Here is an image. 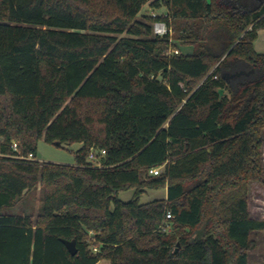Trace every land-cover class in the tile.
Here are the masks:
<instances>
[{"label":"trees","instance_id":"16d2710c","mask_svg":"<svg viewBox=\"0 0 264 264\" xmlns=\"http://www.w3.org/2000/svg\"><path fill=\"white\" fill-rule=\"evenodd\" d=\"M261 30L264 0H0V264H249ZM41 140L81 144L74 165L17 158ZM39 188L37 213L12 212Z\"/></svg>","mask_w":264,"mask_h":264},{"label":"rangeland","instance_id":"374dc122","mask_svg":"<svg viewBox=\"0 0 264 264\" xmlns=\"http://www.w3.org/2000/svg\"><path fill=\"white\" fill-rule=\"evenodd\" d=\"M163 9L152 10L148 5L142 9L138 18L143 14L146 15H160ZM175 49L182 53H187L189 46L182 45L175 42ZM173 49H170L172 51ZM254 50L259 54H264V30H261L259 37L254 42ZM264 136V134H262ZM81 148V144L74 143L71 145H62L56 147L45 143L43 140L39 141L37 145L36 158L34 160L40 163H54L60 165H74V153ZM262 163H264V147H262ZM165 188L158 190H147L140 197V203L144 204L153 200L165 198ZM134 190L120 192L118 198L127 202L132 199ZM40 206V188L37 191L26 197V200L18 204L12 212L28 211L33 208L37 213ZM249 212L253 219H264V184L254 182L250 184L249 189ZM169 230V228H165ZM251 238L255 241L256 247L249 255V264H264V232H255ZM99 264H109V261L102 260Z\"/></svg>","mask_w":264,"mask_h":264},{"label":"built area","instance_id":"2783aa9c","mask_svg":"<svg viewBox=\"0 0 264 264\" xmlns=\"http://www.w3.org/2000/svg\"><path fill=\"white\" fill-rule=\"evenodd\" d=\"M153 32L154 34L158 35V36H164L165 34L169 33V30L166 28V26L163 23H154L153 24ZM175 54L178 53L177 50L174 51ZM12 150L13 151H17L18 150V146L16 143L12 144ZM105 155V151L104 150H100V151H95V150H91L88 156V160L91 162H95L96 164H98V158L102 157ZM19 159H25V160H34V157L32 155H28L27 157H17ZM160 172V168H153L151 170H149V174L152 176H156L158 175ZM167 219L171 218V215L168 213L166 215Z\"/></svg>","mask_w":264,"mask_h":264},{"label":"water","instance_id":"95a60500","mask_svg":"<svg viewBox=\"0 0 264 264\" xmlns=\"http://www.w3.org/2000/svg\"><path fill=\"white\" fill-rule=\"evenodd\" d=\"M253 73V71L251 70L250 72H244L241 71L237 74H234L232 76H230L231 78L235 77V76H241V75H249ZM61 143L60 142H55L54 146H60ZM65 145H69L68 143H66ZM63 244L66 246L68 252L70 253L71 256H74L76 254V245H75V241H67V240H62Z\"/></svg>","mask_w":264,"mask_h":264},{"label":"crops","instance_id":"0c3cea01","mask_svg":"<svg viewBox=\"0 0 264 264\" xmlns=\"http://www.w3.org/2000/svg\"><path fill=\"white\" fill-rule=\"evenodd\" d=\"M259 33H260V31L258 32V37H259ZM189 49L190 50H188V52L187 53H189L190 51H191V48L189 47ZM165 196H166V191H165ZM103 260H105V259H103ZM102 261V260H101ZM101 261H99L97 264H99V263H101ZM106 261V260H105ZM108 261V260H107ZM109 264H110V262H109Z\"/></svg>","mask_w":264,"mask_h":264}]
</instances>
